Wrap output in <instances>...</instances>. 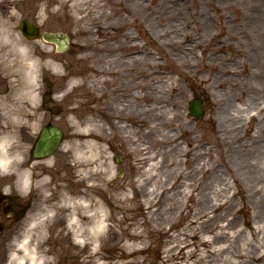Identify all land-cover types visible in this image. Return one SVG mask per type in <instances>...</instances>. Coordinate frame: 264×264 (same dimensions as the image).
Wrapping results in <instances>:
<instances>
[{
    "label": "rangeland",
    "instance_id": "rangeland-1",
    "mask_svg": "<svg viewBox=\"0 0 264 264\" xmlns=\"http://www.w3.org/2000/svg\"><path fill=\"white\" fill-rule=\"evenodd\" d=\"M81 4L84 5L81 6ZM252 5V0H0V41L7 40L9 44L2 49L0 47V52L12 53L15 62L19 59L18 65L22 63V59L19 55L16 58L17 51L14 44L15 38L20 37L17 26L22 19H28L42 31L64 33L70 42L65 51L57 52L53 45L41 39L28 42L24 40L30 45L37 46L36 54L40 58L46 55L47 51H52L60 56L61 60L59 72L47 69L44 71V77L49 80L52 91L50 108L54 114H51L50 119L52 124L60 127L64 133L63 146L60 152L48 162V165L36 166L38 170L35 169L34 176L36 197L42 195L40 198L47 206L54 205L57 209L59 207L61 209L56 214L54 211L53 214L45 212V215L41 217L45 224L44 230L36 227L32 231V240L34 239L32 242L36 246L37 253L47 252L46 262L42 264L177 263L179 260L175 257L179 251L178 245L189 232L187 231L189 214L178 212L180 205L178 200L180 201L187 191L180 194L178 189H173L175 183L173 176L177 170L184 175L182 182L189 183L185 178L188 176L186 174L188 170L184 164L183 153L173 151L177 145H180L182 150L191 149L189 150L193 162L191 169H194L191 171L192 175L195 173L196 166L197 168L205 166L207 171L203 174L198 173L196 178L199 180L198 186L201 187V190L205 191V187H208L207 191L211 192L210 196L214 199L229 200L234 213L241 220L239 228L242 231H232L230 241L224 245H229L231 241H234L236 245L249 251L255 246L258 248V242L251 235V230L247 228L246 224L254 228L258 226L254 223L252 207L260 196L264 195V177L262 178L263 183L256 186L261 191L256 193L253 188L254 184L246 183L238 172V165L231 161V155L226 159L227 165L226 163L221 164L218 159L222 152H229L230 147H236V150L243 154L251 152L254 145L249 141L248 135H245V128L234 126L229 135L224 137L225 146L221 150L218 149L216 143L218 139L214 140L217 129V122H215L217 106L214 105L215 102L209 100L201 86L193 84L191 81V78L206 73L199 71L198 67L202 65L200 62L197 65L194 64L195 73L193 70L189 72L187 63L180 62L182 53L187 54L188 62L191 60L195 62L194 56H196L204 58L208 63L212 59L209 57L212 54V56L216 55L218 59L216 65L225 64L232 67L233 70L237 69L238 75L241 70L243 71V66L246 65L247 70L250 66L252 79L250 78L251 81H248L251 87H254L253 83L260 64L258 62L255 66L250 62V59L256 44L250 31L241 25V17L238 19L236 16L248 13L252 9ZM80 7H82L81 11ZM221 12L228 18L229 23L234 24L232 26L237 30L235 36H231L230 40L225 41L226 44H229L227 49H218L214 53L212 47L217 44L218 40L213 38L212 34L220 27L218 14ZM204 14L209 15V21L213 25L211 33L206 29L196 30V26L203 23L204 17L202 16ZM222 24L224 25V23ZM170 25H174L175 33L173 32L174 28H170ZM151 30L154 32L164 30L166 33L154 34ZM167 34L172 37V44L167 41L170 38H165L167 36L164 35ZM247 35H250L249 39L244 38ZM192 38L201 41L200 45H205V49L189 47L188 40ZM89 41H92L96 47L92 46V50L89 52L82 51L81 45L89 43ZM132 43L137 46L131 47ZM231 46L236 50H229ZM6 56L3 55V59ZM9 61L11 60H3L2 66H8L6 63ZM246 72L243 73L246 74ZM147 74L159 75L158 87L159 91L162 90L163 96L165 92L167 96L172 85L183 88L185 93L183 99H175L179 102V107L165 105L159 107L158 116L160 114L161 117L159 123L162 121L161 115L167 118L170 117L168 115L170 112L177 111L183 119L181 122H172L174 125L170 132L164 131L163 126L158 125L153 131L156 132L157 139H162L158 143H153V140L145 136L146 125L150 120L147 110L151 106H148L143 97L140 98V101L135 97L139 92L144 94L145 87L140 89L137 80H142V77ZM207 75V77L213 76L212 71ZM154 78L156 77H151V79ZM188 79L192 82L193 87L188 84ZM239 79L237 88L242 96L241 99L244 100L248 89L245 88L244 91L242 86L245 82L247 85V80L243 76ZM162 84L164 86L161 87ZM88 90L91 92L89 93ZM92 92L96 93L98 99L93 98ZM193 97L202 101L203 115L200 119L191 117L188 112V102ZM176 101L174 103L178 105ZM236 104L240 106L239 102ZM127 105L132 111L135 108L143 107V118L129 117L120 123V118L115 120L111 116L109 109L112 106L116 110V108ZM167 108L171 110L166 111ZM250 113L248 116L254 112ZM239 115L240 117L243 115L244 126L245 124H251L252 127L256 125L255 120H252L251 123L249 117L246 120L247 115L243 112H240ZM152 116L153 119L155 115ZM82 118L94 119L100 128L101 151H103L102 155L106 162L108 159L110 171L105 180L104 178L96 180L95 183L99 184L101 188H94L92 191L103 198V193H99L98 189H102L105 196H113L127 190L131 199L128 206L114 202L109 205L110 212H112V216L107 221L109 228L98 234L92 245L87 246L84 245L85 237L80 236L77 238L78 243L73 242L70 232L72 228L65 222L69 209L61 207L62 202L59 203L60 193L65 191L78 193L91 183L90 180H87L86 183L79 181L76 177L73 159L74 148L77 144V129L81 124H84ZM139 122H143L144 127ZM120 125L126 126V133L130 134L128 137L119 135L117 130ZM183 126L191 130L186 131ZM171 136L175 137L173 142H171ZM187 140L193 142L191 147L187 146ZM142 148H147L143 152L150 151L156 158V170L153 172L155 178L150 179L146 187L149 190L155 186L169 190L162 196L158 195L157 199L161 205L158 214L152 217H149L147 210L137 203V198L141 199V195L138 193L137 197L133 193V189L131 190L132 182L138 179L140 174L133 151L139 154ZM165 162L170 163L169 166ZM214 170L223 178L221 183L214 180L217 177ZM232 174L237 183L233 181ZM148 176L146 174L145 177ZM155 182L156 184H154ZM244 201L248 204L246 208H243ZM172 206L175 208L170 209ZM38 215H40V211H38ZM80 215L81 210L79 211ZM115 218L119 222L115 221ZM158 218H162V221ZM168 220H171L173 225L165 222ZM79 223L83 225L87 223V219L80 216ZM136 229L137 231H134ZM134 232H140L141 238H131L130 236ZM202 235L206 236L205 233ZM262 235H264V231L259 237ZM188 240L189 242L194 241L191 238ZM199 248L203 247L199 246ZM191 249L189 247L183 251ZM94 250L98 254L96 253L93 262H89V256L94 254ZM0 264H2L1 260ZM261 264H264V261Z\"/></svg>",
    "mask_w": 264,
    "mask_h": 264
},
{
    "label": "bare ground",
    "instance_id": "bare-ground-1",
    "mask_svg": "<svg viewBox=\"0 0 264 264\" xmlns=\"http://www.w3.org/2000/svg\"><path fill=\"white\" fill-rule=\"evenodd\" d=\"M252 3V9H250L248 13H243L241 15L237 14L236 16L238 19L241 17V25H243L247 31H250V35L256 44V46L253 48L252 57L250 59V62L254 63L255 66H257L258 62L260 64L256 73L255 82L253 83L254 87H251V84L249 83V81L252 79L250 76V66H248V70L246 65L243 66V71L241 70L240 74L238 75L237 69L233 70L232 67L226 66L225 64L221 66L216 65L218 59L216 55L212 56V54L209 56L212 59L209 60L210 62L208 63V61H205L204 58H197L196 56H194L195 62H193L194 60L188 62V58L186 56L187 54L185 55L182 53L180 55V62L187 63L189 66V72L193 70L194 64L197 65L198 62H200L202 65L198 67L199 71L206 73L205 75L202 74L199 77L195 76V78H191V81L193 84L201 86L204 89L205 95L209 98V100L215 102L214 105L217 106V119L215 118V122H217V129L215 131L216 134L214 140L218 139L216 140L218 149L221 150L222 147L225 146L226 141L224 137L229 135V132L234 129V126L243 129L245 128V135H248V138L250 139L249 141L254 145V147H252V151L240 154V152L236 150V147H230L229 152H222L218 159L221 164L226 163L227 165L226 159L229 155H231V161H234L235 165H238V172L245 179V182L254 184V190L256 193H260L261 190H258L256 186L263 183L262 178L264 177V0H252ZM84 4H81V6ZM81 9L82 7H80V11ZM202 17H204L203 23L199 26H196V30L206 29V31L209 33L213 32V25L209 21V15L204 14ZM218 18L220 19V27L218 31L212 34V37L218 40L217 44H214L212 47L214 49V53L217 52L218 49L228 47L229 44H226L225 41L228 39L230 40L231 36H235V31L237 30L236 27L232 26L234 25L233 23H229V20H227L228 18L225 17L222 12L221 14H218ZM221 22L224 23V25ZM170 28H174L173 32L175 33L174 25H170ZM151 31L154 34H159L162 32L166 33L164 30L156 32L153 30ZM250 35H247L244 38L249 39ZM164 36H167L165 37L167 39L170 38L167 41L171 42L172 44V37L168 34ZM200 44L201 41L197 40V38L188 40L189 47H193L195 49L203 47L202 49L204 50L205 45ZM15 45L17 54L21 56L22 59V64H20V66L24 68L27 76L32 80L34 85H36L40 74L42 73L43 75L45 70L50 69L54 72H59V69H61L60 56L54 54V52L47 51V54L40 58V56L36 54L37 46L24 43L18 38ZM132 45L133 46L131 47L137 46L134 43H132ZM92 46L93 48L96 47L92 41H89V43L81 45V49L82 51L85 50L89 52L92 50ZM232 49L236 50L235 47L231 46L229 50ZM84 56L87 57V55ZM144 60H146L145 57ZM210 71H212L213 76L207 77V74H209ZM244 71H248L246 72L247 75L243 73ZM193 73H195L194 70ZM241 76L246 77L247 80V85L245 82L244 86H242V90L245 88L248 89V92L245 93L244 100L241 99L242 96L238 91L239 89L237 88V85L240 81L239 78ZM151 77L156 78L151 79ZM158 77L159 75L154 76L152 74H147L142 77V80H137L140 89L145 87V92L144 94L139 92L135 96L138 101H140V98L143 97L147 101L148 106H151V108H148L147 110L150 120L146 125L147 132L145 136L150 138V140H153V143H158L162 140L157 139L156 132H153L156 130L158 125L163 126L164 131L168 130L167 132H170L173 130L172 127L174 124L172 122H181L183 119L181 114L176 111L170 112L168 114L170 117L167 118L164 117V115H161L162 121L159 123L158 121L161 119L160 114L158 116L159 107L165 105L177 108L179 107V102L175 99H183L182 97L185 96L183 88H178L173 85L169 88L167 96L166 92L163 93V96L162 90L159 91L158 83L160 79L158 80ZM191 81L188 79L187 82L191 87H193V85H191ZM154 82H156V84H153ZM162 86H164V84H162L161 87ZM88 92L90 93L91 91L88 90ZM91 95H93L94 99H98L95 92H92ZM174 101H176L178 105H176ZM236 102H239L240 106L243 107L241 108L238 106ZM109 110L111 111V116L115 120H117V118L121 119L120 123H123V121L129 117L141 119L143 118L142 113L144 111L143 107L135 108L132 111L128 105L116 108V110L112 106ZM127 110L128 112L126 113ZM169 110L171 109H166V111ZM240 112H243V114L247 115L245 118L246 120H248L249 117L250 123L252 120H255L256 125L252 127L251 124H245L244 126L242 118L243 115L240 117ZM250 112L254 113H252L251 116H248ZM152 115H155L153 119ZM82 120L84 121V124H81L76 133L77 144L74 148L73 159L76 177L79 179V181H84V183H86L87 180H90L91 183L88 186L86 185L85 189L78 193H67L66 191V193H60L61 197L59 203L62 202L61 207L63 206L65 209L67 208V210L69 209V212L65 218H67V226L72 228V231L70 232L73 237V242L78 243L77 238L80 236L85 237L84 245L87 246L92 245L98 234L109 228L107 221L109 220V217L112 216L109 205H112L114 202L120 203L122 205L126 204L125 206H128V203L131 202V199L128 196L127 190L116 193L113 196H105L103 190L98 189L100 190L99 193H103V198L98 193L94 194V191H92L94 188H101L99 184L95 183L96 180L98 179L99 181V179L103 178L105 180L109 176L110 171L108 159L106 162L102 155L103 151H101L102 144L99 142L100 128L94 119L90 120L87 118H82ZM139 123H141V126L144 127L143 122ZM141 126L139 125V127L143 129ZM183 128L186 131L191 130L185 126H183ZM117 131L120 133L119 135L121 136L122 134L123 137H128L130 135L126 133V126L123 125H120V128ZM158 135L160 134L158 133ZM171 137V142H173L175 137ZM187 141V146L191 147L193 142L190 140ZM146 149L147 148H142L139 154L138 152L133 151L138 164L137 169L140 174L138 179L132 182L131 190L133 189V193L137 195V197L138 193L141 195V199L137 198V203L139 206L147 210L149 217H152L153 215L158 214L161 205L159 199H157L159 197L158 195L162 196L169 190L161 189L160 187L158 188V186H155L152 188V190H149L146 187L147 184H149L150 179L153 180L155 178L153 172L156 170V158L151 154L150 151L143 152V150ZM189 150H182L180 145H177L173 148V151L183 153L185 158L184 164H186V170H188L186 173L188 176L185 178L189 181V183H183L182 180L184 175L182 172L179 170L174 172L173 179L175 183L173 184V189H178L180 194L187 191L184 197L180 201L178 200V203L180 202V205L178 204V212H187V215L189 214L187 229L189 232L186 234L185 239L178 245L179 251L176 253L177 256L175 259H178L179 261L175 264H261V262L264 261V235H262V237L259 236L264 231V195H261L252 207L254 223L258 226L254 228L246 224L247 228L251 230V235L258 242V248L255 246L251 251H249L240 245H236L234 241H231L229 245H224L226 242L230 241L233 233L232 231H242L239 228V223L241 220L236 216V213H234L233 206L229 204V200H221L219 198L214 199L210 196L211 192L207 191L208 187H205V191H203L201 190V187L198 186L199 180H196L198 173L203 174L207 170L204 165H202L200 168H197L196 166L194 175L191 174V171H194V169H191L193 162L191 161L192 156L190 155ZM1 162L4 164L5 159H1ZM165 163L167 166L170 164L167 162ZM213 172L217 175L214 180L220 181L221 183L223 178L220 176V174H218V172H215V170ZM146 174L149 176L145 177ZM231 177L233 178V181L237 183L233 174ZM28 179L29 175H26L24 180L28 181ZM154 184H156V182ZM155 193L157 194L155 195ZM213 195L216 196L214 193ZM37 201H39V203ZM35 202L38 204H35L36 214L34 215L33 221H31L32 227L26 231L24 241L18 246L17 252H21L22 254L15 255V252L12 253L10 258L12 262L14 260L19 264H22L23 261L25 264H42L46 262L45 256L47 255V252L42 251L39 254L37 253L36 246L33 243L34 239L32 240V231H34L36 227H39V229L42 231L44 230L45 224L43 223L44 220H41V217L45 215V212L53 214L54 211L56 214L61 209L60 207L57 209V207L54 205L47 206L43 199L35 200ZM247 205V202L244 201L243 208H246ZM172 208L175 207H170V209ZM38 210L40 211V215H38ZM80 210V216H83L84 219H87V223L83 225L79 223ZM158 220L162 221V218H158ZM115 221L119 222V220H116V218ZM165 222H167L169 225H173L171 220ZM158 226L160 227V225ZM134 231H137V229ZM202 233H205L206 236H203ZM39 234H41V232H39ZM141 236L142 234L140 232H134L130 237L141 238ZM188 238H191L194 241L189 242ZM78 241L80 243V240ZM199 246H202L203 248L201 249ZM189 247L192 248L190 251H183ZM96 253L98 254V252L94 250V254L89 256V262H93Z\"/></svg>",
    "mask_w": 264,
    "mask_h": 264
},
{
    "label": "flooded vegetation",
    "instance_id": "flooded-vegetation-1",
    "mask_svg": "<svg viewBox=\"0 0 264 264\" xmlns=\"http://www.w3.org/2000/svg\"><path fill=\"white\" fill-rule=\"evenodd\" d=\"M2 55L0 52V260L4 262L8 251H17L32 227L35 204L39 203L35 202L32 174L35 162L45 160H36L35 147L42 129L52 124L54 111L49 81L40 78L34 85L24 68L3 67Z\"/></svg>",
    "mask_w": 264,
    "mask_h": 264
},
{
    "label": "water",
    "instance_id": "water-1",
    "mask_svg": "<svg viewBox=\"0 0 264 264\" xmlns=\"http://www.w3.org/2000/svg\"><path fill=\"white\" fill-rule=\"evenodd\" d=\"M21 32L27 38H36L38 36V29L30 25L27 20L21 22ZM43 39L54 42L58 45V50H65L68 46L67 37L62 34L42 32ZM189 111L192 116L199 118L202 114L200 109V102L194 100L189 105ZM61 131L58 128L50 127L43 131L38 145L40 153L36 155L45 156L50 155L58 142L60 141Z\"/></svg>",
    "mask_w": 264,
    "mask_h": 264
}]
</instances>
